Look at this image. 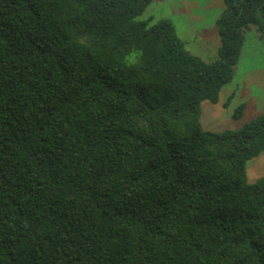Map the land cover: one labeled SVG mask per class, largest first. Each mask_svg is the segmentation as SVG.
<instances>
[{
  "label": "trees",
  "instance_id": "16d2710c",
  "mask_svg": "<svg viewBox=\"0 0 264 264\" xmlns=\"http://www.w3.org/2000/svg\"><path fill=\"white\" fill-rule=\"evenodd\" d=\"M152 1L0 0V264H264V111L201 123L264 0H224L213 60Z\"/></svg>",
  "mask_w": 264,
  "mask_h": 264
},
{
  "label": "rangeland",
  "instance_id": "374dc122",
  "mask_svg": "<svg viewBox=\"0 0 264 264\" xmlns=\"http://www.w3.org/2000/svg\"><path fill=\"white\" fill-rule=\"evenodd\" d=\"M224 6V0H153L138 18L153 16L155 21L170 18L192 52L205 60H213L218 57L213 48L216 39L218 46L220 43L216 21ZM198 32H202L212 44L210 51L204 49L206 45L200 42ZM233 90H237L235 97L225 106L224 102ZM241 102L246 104L243 115L234 118L233 112ZM201 106V123L204 128L212 130L240 128L264 111V38L257 28L252 26L246 31L234 77L222 87L219 101L204 100ZM246 169L249 181L264 176V151L250 159Z\"/></svg>",
  "mask_w": 264,
  "mask_h": 264
},
{
  "label": "crops",
  "instance_id": "0c3cea01",
  "mask_svg": "<svg viewBox=\"0 0 264 264\" xmlns=\"http://www.w3.org/2000/svg\"><path fill=\"white\" fill-rule=\"evenodd\" d=\"M197 36L199 37V39H200V42L201 43H203L204 45H206L205 47H204V49L206 50V51H210V50H208L210 47H213L212 46V44H210L209 42H208V40L206 39V37H205V35L202 33V32H198L197 33ZM215 38H217V37H215ZM201 39H202V41H201ZM213 40V39H212ZM211 40V41H212ZM200 43V44H201ZM187 46V45H186ZM218 40L216 39V44H215V47H213L214 48V50H215V55L217 54V52H218ZM188 49L189 50H191L189 47H188ZM192 51V50H191ZM194 53H196V52H194ZM234 91V90H233ZM236 91L237 90H235V93H236ZM235 97V96H234ZM233 97V98H234Z\"/></svg>",
  "mask_w": 264,
  "mask_h": 264
}]
</instances>
